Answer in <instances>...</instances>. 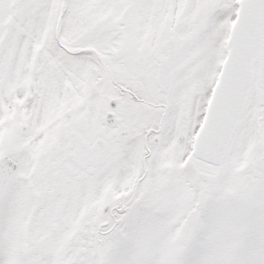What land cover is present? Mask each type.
Segmentation results:
<instances>
[{"label": "snow or ice", "instance_id": "6c2138e0", "mask_svg": "<svg viewBox=\"0 0 264 264\" xmlns=\"http://www.w3.org/2000/svg\"><path fill=\"white\" fill-rule=\"evenodd\" d=\"M0 264H264V0H0Z\"/></svg>", "mask_w": 264, "mask_h": 264}]
</instances>
